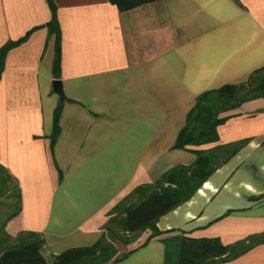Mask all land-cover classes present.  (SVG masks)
I'll list each match as a JSON object with an SVG mask.
<instances>
[{
	"label": "crops",
	"instance_id": "crops-1",
	"mask_svg": "<svg viewBox=\"0 0 264 264\" xmlns=\"http://www.w3.org/2000/svg\"><path fill=\"white\" fill-rule=\"evenodd\" d=\"M53 1L63 101L51 86L47 0H0V47L30 32L7 51L0 77V166L20 192V210L4 228L13 238L40 234L49 263L95 243L136 186L191 165L194 152L172 146L196 97L264 66V0H159L126 11L108 0ZM223 115L218 141L198 149L245 143L159 217L158 235L146 229L120 244L110 264H163L165 241L181 236L251 244L210 264H264V97Z\"/></svg>",
	"mask_w": 264,
	"mask_h": 264
},
{
	"label": "trees",
	"instance_id": "trees-1",
	"mask_svg": "<svg viewBox=\"0 0 264 264\" xmlns=\"http://www.w3.org/2000/svg\"><path fill=\"white\" fill-rule=\"evenodd\" d=\"M116 5L120 11H126L141 4L159 0H108ZM51 11V20L46 24L49 35L54 36L55 53L52 72L55 79L60 77L61 66V32L56 16V5L53 0H47ZM30 32L23 37L7 41L0 47V77L4 68L7 51L23 42ZM264 97V66L253 71L247 80L241 84H226L216 89H210L199 94L193 106L188 111L184 126L177 134L173 144L175 149L194 152L196 155L191 165H176L161 174L152 183L136 186L129 194L120 200L111 210V217L107 221L105 232L90 246L71 247L53 257L47 262L40 253L43 239L35 232H20L12 245L8 243V236L4 232L5 223L0 226V264H110L119 258L116 254L113 240L129 243L113 230L117 224L122 233L138 235L149 229L150 237L158 235L160 231L156 222L162 215L186 202L195 191L207 180L209 175L221 164L235 154L245 141L216 145L209 149H198L199 146L218 141L217 127L224 123L229 115H223L237 108L244 101ZM62 102H59L53 113V130L51 143L59 133V117ZM13 181L18 205L8 214L10 219L20 210V192L13 178L0 166V187ZM108 234L111 237H108ZM170 242L176 252V260L170 258ZM167 244V260L163 264H210L235 258L244 253L251 246L245 240L235 244H223L218 238H191L181 236ZM173 252V254H174ZM174 258V257H173ZM112 259V261H110Z\"/></svg>",
	"mask_w": 264,
	"mask_h": 264
},
{
	"label": "rangeland",
	"instance_id": "rangeland-1",
	"mask_svg": "<svg viewBox=\"0 0 264 264\" xmlns=\"http://www.w3.org/2000/svg\"><path fill=\"white\" fill-rule=\"evenodd\" d=\"M16 194H15V189L13 188V181H10V182H8L7 183V185L6 186H3L2 188L0 187V226H1V223L2 222H4L5 223V221L6 220H8L7 218H8V214L12 211V210H14L15 208H16V206L18 205V199H17V197L15 196ZM111 217V215L109 214L108 215V220H109V218ZM107 220V221H108ZM107 223V222H106ZM106 223H105V225H106ZM105 227V226H104ZM112 227H113V230L116 232V233H118V234H120L121 236H122V238L125 240H133L134 238H135V236L134 235H131V234H128V233H122V232H120L119 231V229H120V227L115 223V224H113L112 225ZM4 229V232L7 234V232H6V230H5V228H3ZM142 233V232H141ZM141 233H139L138 235H140ZM8 235V234H7ZM138 235H136V236H138ZM9 236V235H8ZM108 237H111L109 234H108ZM0 238H1V236H0ZM9 240H8V243L6 244V245H12L13 243H14V241H15V239L13 238V237H10V238H8ZM173 242H170V245L172 244ZM43 244V243H42ZM122 245L123 247H125V245L127 244V243H123V242H121V241H119V240H113V245H114V247H115V250H116V253H117V250H118V246L119 245ZM120 245V246H121ZM121 246V247H122ZM170 247V250H172V253L170 254V258H172L173 259V261H175L176 260V257H177V250H176V252H174L175 250L173 249V245H171V246H169ZM173 252H174V254H173ZM115 256H116V254H115ZM114 256V257H115ZM174 257V258H173ZM110 261H112V259L110 260Z\"/></svg>",
	"mask_w": 264,
	"mask_h": 264
},
{
	"label": "water",
	"instance_id": "water-1",
	"mask_svg": "<svg viewBox=\"0 0 264 264\" xmlns=\"http://www.w3.org/2000/svg\"><path fill=\"white\" fill-rule=\"evenodd\" d=\"M51 86H52L53 91L58 95L59 100L63 101L65 99V95L63 92L62 81L60 79H54L51 82Z\"/></svg>",
	"mask_w": 264,
	"mask_h": 264
}]
</instances>
